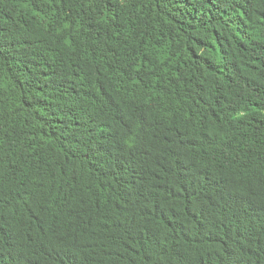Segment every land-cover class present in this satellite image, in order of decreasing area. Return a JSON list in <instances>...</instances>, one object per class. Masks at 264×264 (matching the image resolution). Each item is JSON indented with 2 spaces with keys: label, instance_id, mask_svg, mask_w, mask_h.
<instances>
[{
  "label": "trees",
  "instance_id": "obj_1",
  "mask_svg": "<svg viewBox=\"0 0 264 264\" xmlns=\"http://www.w3.org/2000/svg\"><path fill=\"white\" fill-rule=\"evenodd\" d=\"M0 264H264V0H0Z\"/></svg>",
  "mask_w": 264,
  "mask_h": 264
}]
</instances>
